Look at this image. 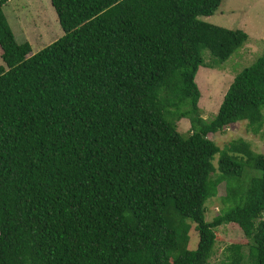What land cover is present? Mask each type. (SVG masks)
<instances>
[{
    "label": "trees",
    "instance_id": "1",
    "mask_svg": "<svg viewBox=\"0 0 264 264\" xmlns=\"http://www.w3.org/2000/svg\"><path fill=\"white\" fill-rule=\"evenodd\" d=\"M49 2L62 34L35 52L0 10V264H207L226 223L248 239V264H264V155L207 137L261 128L264 39L206 120L201 50L223 61L247 38L198 18L220 0ZM244 167L258 174L232 188ZM213 174L238 203L206 220ZM185 220L196 245L171 255ZM226 251L223 264H241L239 244Z\"/></svg>",
    "mask_w": 264,
    "mask_h": 264
},
{
    "label": "rangeland",
    "instance_id": "2",
    "mask_svg": "<svg viewBox=\"0 0 264 264\" xmlns=\"http://www.w3.org/2000/svg\"><path fill=\"white\" fill-rule=\"evenodd\" d=\"M230 8L236 10L234 12L236 18L242 12L247 16L250 39L245 42L252 41L253 44L248 51H244L242 50L244 42L223 61L210 56L205 49L201 50L204 64L198 66L194 75V82L199 90L198 111L200 116L206 120H210L215 114L232 77L240 69L252 63L262 50L263 38L261 33L264 32V0H220L219 6L206 22L216 24L217 20L222 21L228 18L224 16L227 15L226 9ZM0 10L15 40L17 42L27 41L31 52L39 50L62 34L49 0H6L1 5ZM214 17L217 19L216 21ZM198 18L204 20L205 16H199ZM221 21L218 22V26L226 28H235L236 26ZM0 64H2L1 59ZM261 113L263 124L256 133L247 128L245 120H238L225 126L220 131L209 133L207 137L219 148L227 146L232 140L242 138L249 144L253 152L264 155V106ZM175 126L183 137L189 134V124L186 118L177 120ZM216 160L217 155L212 160L215 167L217 165ZM257 174V170L244 167L240 176L231 180L232 188L235 189L237 183H242L245 187L250 176ZM208 186L215 189V195L207 198L204 203V218L206 220H211L219 211H224L238 203L237 197L228 196L226 199L224 182L219 181L215 174L211 176ZM166 214L169 218L176 220V215H174L171 208L168 209ZM262 218L264 219V212ZM185 222L188 226L185 238L179 240L177 246L170 252L171 255L185 248L193 249L196 245L197 233L194 229V223L188 220H185ZM214 235L215 240L207 264H223L227 253L226 249L231 244L240 245V251L243 255L241 264H248V239L243 236L235 224L226 223L217 226L214 229Z\"/></svg>",
    "mask_w": 264,
    "mask_h": 264
},
{
    "label": "crops",
    "instance_id": "3",
    "mask_svg": "<svg viewBox=\"0 0 264 264\" xmlns=\"http://www.w3.org/2000/svg\"><path fill=\"white\" fill-rule=\"evenodd\" d=\"M236 10L235 9H226V12H227V15H225L224 17H228V18H225L224 20H220L221 22H223V23H227V24H235L236 26H235V28H237V29H241L242 31H244L245 33H246V35H247V38H246V40L245 41H247L248 39H250L249 37H250V35H249V31H250V29H249V23H248V18H247V16L245 15V13L244 12H242V14H239V17L238 18H236L235 17V12ZM213 14V13H212ZM211 14V15H212ZM222 14V13H221ZM211 15H208V16H205V18H204V20L205 21H208L209 20V18H210V16ZM230 16H232V17H230ZM231 19H230V18ZM234 18H236V20H234ZM214 19H215V21L217 20L215 17H214ZM219 20H217L216 21V24H214V23H212V24H214V25H218V22H220ZM209 23V22H208ZM226 28V27H225ZM235 28H230V29H235ZM254 34V33H253ZM262 34V38L264 39V32H262L261 33ZM261 37H259L260 39H261ZM263 39H262V41H263ZM252 44H253V42L252 41H248V42H245L243 45H242V50H246V51H248L250 48H251V46H252Z\"/></svg>",
    "mask_w": 264,
    "mask_h": 264
}]
</instances>
